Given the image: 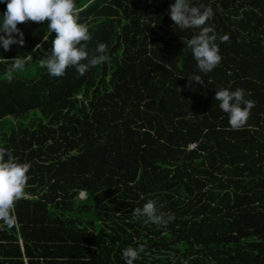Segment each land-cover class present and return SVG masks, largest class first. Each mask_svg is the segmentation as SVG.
Wrapping results in <instances>:
<instances>
[{"label":"trees","instance_id":"trees-1","mask_svg":"<svg viewBox=\"0 0 264 264\" xmlns=\"http://www.w3.org/2000/svg\"><path fill=\"white\" fill-rule=\"evenodd\" d=\"M174 2L75 0L89 56L100 43L109 56L83 76L40 66L56 35L47 21L18 24L24 46L0 47L33 58L11 82L0 62V148L31 164L0 264H125L141 245L134 264H264V0H190L214 12L222 61L207 74L187 47L199 30L174 25ZM5 11L0 0V22ZM196 75L204 84H189ZM224 88L255 101L240 130L214 99ZM149 200L174 221L137 219Z\"/></svg>","mask_w":264,"mask_h":264},{"label":"clouds","instance_id":"clouds-1","mask_svg":"<svg viewBox=\"0 0 264 264\" xmlns=\"http://www.w3.org/2000/svg\"><path fill=\"white\" fill-rule=\"evenodd\" d=\"M80 11L75 0H6V11L0 22V47L4 51H10L14 44L24 46V33L18 28V24L47 21L49 32L56 35L52 41L50 57L41 59L40 66L46 68L52 77L65 76L69 67H74L77 73L83 76L90 67L106 63L109 56L107 45L104 43L98 44L96 55L89 56L87 44L92 37L88 27L78 22ZM168 14L174 25L180 29L199 30L187 41V47L191 49L198 69L204 74L210 73L222 61L214 28L207 26V22L214 16L212 8L192 6L190 0H175L170 5ZM219 39L221 43H225L229 37L224 35ZM39 47L40 45L36 46L37 49ZM32 59V55L26 58L17 56L9 61L0 56V62L11 63L6 72L7 80L11 82L14 79L13 73L23 70L26 63ZM188 80L189 84L192 81L204 84L200 75ZM245 95L243 89L230 91L224 88L216 91L214 97L220 101V109L228 114L229 125L234 130L245 127L251 109L255 107V101L246 99ZM30 168V163L17 162L8 149L0 148V228L6 226L11 229L15 225L14 207L16 202L26 198L25 189L30 179ZM81 193L83 196V192ZM133 215L137 219L144 217L146 222L162 227H166L175 219L174 215H166L160 211L152 200L146 202L142 208H135ZM143 250V245L139 246V249L131 246L124 249L122 256L125 264H134Z\"/></svg>","mask_w":264,"mask_h":264},{"label":"crops","instance_id":"crops-1","mask_svg":"<svg viewBox=\"0 0 264 264\" xmlns=\"http://www.w3.org/2000/svg\"><path fill=\"white\" fill-rule=\"evenodd\" d=\"M19 243L21 242L20 240H17ZM4 243V241L3 240H0V258H4V254H3V252L5 251V250H3L2 249V244ZM23 260L25 261V257L23 256Z\"/></svg>","mask_w":264,"mask_h":264},{"label":"built area","instance_id":"built-area-1","mask_svg":"<svg viewBox=\"0 0 264 264\" xmlns=\"http://www.w3.org/2000/svg\"><path fill=\"white\" fill-rule=\"evenodd\" d=\"M80 195H82V193L80 192Z\"/></svg>","mask_w":264,"mask_h":264},{"label":"rangeland","instance_id":"rangeland-1","mask_svg":"<svg viewBox=\"0 0 264 264\" xmlns=\"http://www.w3.org/2000/svg\"><path fill=\"white\" fill-rule=\"evenodd\" d=\"M81 196V195H80ZM82 197V196H81Z\"/></svg>","mask_w":264,"mask_h":264}]
</instances>
